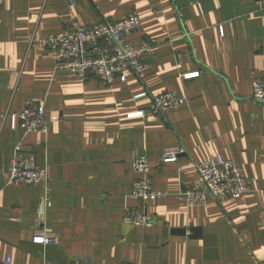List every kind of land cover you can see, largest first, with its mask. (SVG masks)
Masks as SVG:
<instances>
[{"label": "crops", "instance_id": "1", "mask_svg": "<svg viewBox=\"0 0 264 264\" xmlns=\"http://www.w3.org/2000/svg\"><path fill=\"white\" fill-rule=\"evenodd\" d=\"M132 15L141 25L127 42L155 46L143 56L142 80L125 71V83L105 86L56 70L55 50L41 43L72 21L91 26ZM256 80H264V14L254 0H0V264H264V106L251 100ZM144 91L148 97L133 100ZM164 93L189 103L154 116L151 97ZM38 102L47 135L12 130L11 116ZM137 112L144 115L128 117ZM18 143L19 158L47 166L43 218L40 186L8 184ZM173 147L186 154L164 164L163 150ZM139 153L166 199L142 206L129 198ZM217 156L240 168L247 191L185 207L179 188L198 186L193 166ZM126 208L146 212L153 227L125 224ZM42 232L49 243L33 244Z\"/></svg>", "mask_w": 264, "mask_h": 264}, {"label": "built area", "instance_id": "2", "mask_svg": "<svg viewBox=\"0 0 264 264\" xmlns=\"http://www.w3.org/2000/svg\"><path fill=\"white\" fill-rule=\"evenodd\" d=\"M264 14V0H254ZM141 19L132 15L119 21L102 20L91 26H82L72 21L61 32L51 35L41 43L55 50V69L75 74L80 78H93L105 86H110L115 79L125 83V71H130L138 80L143 79V56L154 52V45L135 47L126 40V36L139 29ZM221 31V29H220ZM222 35V31H221ZM198 72L184 74V80L196 78ZM146 91L133 96V100L148 97ZM251 100L264 106V80H256L252 85ZM189 99L164 93L151 97L148 112L154 116L167 118L176 108L187 105ZM144 112L129 114L128 117H141ZM49 122L43 102L27 105L23 111L11 116V129L18 130L23 136L29 133L47 135ZM22 144L15 147L11 160L8 184L13 186H40L43 190L40 200V214L43 218L50 205L49 180L47 166L38 164L34 157L21 159L18 154ZM186 154L183 147L167 148L162 152L164 164H176ZM198 174L200 184L191 188H179L178 199L187 208L202 207L212 198H239L248 189V181L240 168L232 161L222 157H209L193 166ZM136 178L131 185L129 198L142 206L148 202L166 199L169 194L152 187L149 178V165L145 153H139L132 162ZM122 220L125 224L151 228L154 220L146 212L139 214L133 209L124 210ZM33 244L46 245L47 235L42 232L33 237ZM9 263V262H7ZM71 264H92L87 260L76 258Z\"/></svg>", "mask_w": 264, "mask_h": 264}, {"label": "water", "instance_id": "3", "mask_svg": "<svg viewBox=\"0 0 264 264\" xmlns=\"http://www.w3.org/2000/svg\"><path fill=\"white\" fill-rule=\"evenodd\" d=\"M176 233H177V234H181V235H183L182 230H181V231H177Z\"/></svg>", "mask_w": 264, "mask_h": 264}]
</instances>
